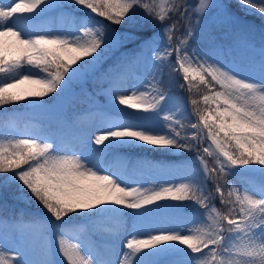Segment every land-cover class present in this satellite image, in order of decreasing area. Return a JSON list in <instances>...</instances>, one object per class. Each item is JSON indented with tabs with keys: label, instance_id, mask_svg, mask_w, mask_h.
Masks as SVG:
<instances>
[{
	"label": "snow or ice",
	"instance_id": "obj_1",
	"mask_svg": "<svg viewBox=\"0 0 264 264\" xmlns=\"http://www.w3.org/2000/svg\"><path fill=\"white\" fill-rule=\"evenodd\" d=\"M235 3L264 21V3ZM231 7L230 0L0 3V108L27 101L30 109L55 111L74 84L119 53L101 72L109 87L98 94L108 98L110 110L96 107L87 125L79 117L58 119L11 139L0 135V178L43 212L27 223L0 221V246H16L14 256L0 247V264H164L163 257L176 255L181 258L170 264H264V29L257 42ZM50 13H59L55 29L40 22ZM165 69L170 80L178 78L179 90L191 92L197 84L207 90L191 99L187 115L164 112L170 100L177 102L176 113L184 107L170 94ZM24 84L35 87L20 89ZM127 87L130 94L122 90ZM158 148L190 155L179 169L120 156L122 149L155 154ZM110 156L113 163H106ZM248 173L262 178L259 197L241 193L233 181ZM164 175L182 179L160 183ZM217 193L226 213L216 207ZM163 215L181 221L198 215L203 226L157 228ZM112 218L130 220L131 234L122 239L113 233L106 251L89 243L91 232L83 242L66 238L75 227L70 222L98 226Z\"/></svg>",
	"mask_w": 264,
	"mask_h": 264
},
{
	"label": "rangeland",
	"instance_id": "obj_2",
	"mask_svg": "<svg viewBox=\"0 0 264 264\" xmlns=\"http://www.w3.org/2000/svg\"><path fill=\"white\" fill-rule=\"evenodd\" d=\"M13 0H0V3L4 5H8L12 3ZM190 3H195L196 0H189ZM255 2L259 5L261 3H264V0H255ZM230 3L232 5L231 11L236 13L238 16L242 18V20L251 26L252 28V35L256 38L257 42L259 39V35L263 27L259 24L258 18H260V15L251 8L243 9L239 5L235 3V0H230ZM77 12L79 10L77 9ZM245 12L250 13L249 15H245ZM94 15V14H92ZM97 20H102L100 17H95ZM43 25L55 29L60 26L61 20L59 17V13H50L42 18L40 21ZM135 22H139V10L138 14L136 16ZM134 22V23H135ZM103 23L108 24L107 21H103ZM186 23V21L184 22ZM193 23H195V19H193ZM68 25L65 24V27ZM109 27L114 28L118 31H132L134 30L131 25H109ZM221 42L225 45H228L231 43V40H223L221 39ZM127 47H131V45H128ZM119 53H114L112 56L104 63V65L101 67V70L95 73L94 76L90 75L87 78V81L83 84L76 83L73 85L71 92L65 102L62 106H59L56 108L55 111H38L28 108L27 101H21L20 107L13 109L10 116H8L5 119H2L0 123V135H2L3 139H11L13 136L23 133L25 131H32L37 127L41 126H49L52 124H55V122L58 119H75L77 117L80 118L81 123L87 125L92 120L95 119V111L96 107H104L105 109L110 110V105L108 102V98L103 94H98L102 89H106L109 87V82L107 79H103L101 77V72L108 67L109 64H112L115 62L116 56H118ZM178 78L169 79L168 77V70L165 69V77L164 82L166 85H171V95L173 97H178L182 103H183V111L181 113H176V100H170L165 102L162 107L164 108V112H167L169 114H177V115H187L188 112L192 111V105H191V99H197L200 100L202 95L207 94V90L203 87L197 84V87H194L191 92H189L187 89L181 91L176 87V80ZM34 85H28L24 84L20 86V89H31L34 88ZM126 90L128 94L131 92V88L127 87ZM54 95V94H53ZM49 101L50 105L55 106L56 102L55 100H49L48 97H44L43 99H46ZM32 99V98H29ZM116 108L121 109L123 112L131 113L134 116H142L145 115L143 112H141L138 109H129L125 105H115ZM164 112L161 113V117H158L156 120V124L163 128L165 121L162 119V116ZM96 132H102V129H96ZM93 147H95L93 145ZM134 153H142L149 155L152 157V154H149L147 152H143L140 149H131ZM129 150L122 149L120 150V156L123 157H131V158H139V159H145L152 162H160L165 164L166 166L173 168V169H179L184 163H185V157H188L190 154L184 153V154H168L167 150L164 149H156L155 154L157 156H163L162 158L158 157L156 159L145 157L143 155L139 154H129L127 153ZM179 158V160H177ZM212 159V158H211ZM179 161V162H176ZM106 163H113V158L110 156ZM118 163V162H116ZM213 161L211 160V165ZM259 167V166H257ZM248 178L243 179L242 183L234 182L241 193L243 191L247 190L248 194L252 195L255 194L257 197H259V192L261 188L262 178L258 175V173H248ZM160 183H172L176 182L179 183L182 179L180 175H171V176H159L157 178ZM146 186H149L146 184ZM7 191L8 195L2 196L0 195V210H5V213H13L12 214H5L4 216H0V221L8 220V219H15L19 221H23L25 223L32 221L33 219L39 218L43 215L42 210H40L35 204L28 203L24 198H17V195L15 193V188L13 185L9 184L7 186L3 183V178H0V193H3L4 191ZM225 195L227 194V189L224 190ZM7 199V201H6ZM219 194H216V200L215 204L216 207L221 211V213H226L228 210V207L221 204L219 202ZM234 199V197H233ZM10 202H12L15 206L17 205L18 208H14L10 205ZM32 208L35 209L38 212H41L40 215H33L29 213H24L21 211V208ZM191 207V206H189ZM8 208V209H7ZM10 209V211H9ZM199 211V210H198ZM201 217L198 215H191L190 217L185 218L184 220H177L175 217L170 215H163L161 216L159 222L157 223V228L167 229V230H176L178 226L183 223L187 228H191L195 230L198 227H202L203 224L200 222ZM74 224V228H70L66 232V238L70 243H76L77 241L83 242L84 241V233L91 232L92 235L88 237L89 243L93 245H98L103 250H107L110 248V236L115 233L119 234V236L123 239L126 238L128 235L131 234V221L125 218L123 221H120L118 219L112 218V219H105L101 224L98 226H93L90 224H87L83 221H75L70 222ZM77 229L83 230V232L78 231ZM0 247H3L5 254L8 256H14L16 252V246L12 243H6ZM182 247V246H181ZM186 251V249H185ZM179 255L176 256H168L163 257L164 264H170L172 260L180 259Z\"/></svg>",
	"mask_w": 264,
	"mask_h": 264
},
{
	"label": "trees",
	"instance_id": "obj_3",
	"mask_svg": "<svg viewBox=\"0 0 264 264\" xmlns=\"http://www.w3.org/2000/svg\"><path fill=\"white\" fill-rule=\"evenodd\" d=\"M258 23H260L263 27H264V21H262L261 20V18H258V21H257ZM18 108V107H20V102H18V103H15V104H11V105H8V106H6L5 108H0V109H3V111H11L12 109H14V108ZM130 151H131V149H129ZM148 153H150V154H153V153H151V152H148ZM208 161H209V166L211 167L212 165H211V157H205ZM234 180H238V178H233ZM210 187H213L211 184L209 185Z\"/></svg>",
	"mask_w": 264,
	"mask_h": 264
}]
</instances>
